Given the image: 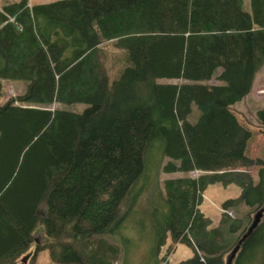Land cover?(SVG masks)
I'll return each mask as SVG.
<instances>
[{"label":"trees","instance_id":"1","mask_svg":"<svg viewBox=\"0 0 264 264\" xmlns=\"http://www.w3.org/2000/svg\"><path fill=\"white\" fill-rule=\"evenodd\" d=\"M248 6L17 0L0 7V79L25 82L0 105V264L26 256L35 264L43 250L55 264H133L142 227L144 264H166L177 243L192 251L177 264H226L264 203V161L247 155L251 132L229 109L264 64V0ZM212 77L220 83L205 82ZM53 103L86 106L73 112ZM256 118L264 134V109ZM160 171L201 176L163 181L162 205L140 214L135 185ZM211 184L240 190L222 203L215 228L198 210ZM241 207L245 223L230 216ZM229 264H264V213Z\"/></svg>","mask_w":264,"mask_h":264},{"label":"rangeland","instance_id":"2","mask_svg":"<svg viewBox=\"0 0 264 264\" xmlns=\"http://www.w3.org/2000/svg\"><path fill=\"white\" fill-rule=\"evenodd\" d=\"M17 0H0V7L4 4L11 3ZM53 0H27V5H32L35 3L49 2ZM245 9L249 10L248 0H243ZM220 71L218 68L216 74ZM157 82H180V80H168L164 78L157 79ZM208 84L214 85L220 82L212 77L208 81ZM0 105H3L9 98L23 93L25 90V82L19 80L10 79H0ZM22 106H35L30 102H16ZM28 104V105H27ZM83 103H53L50 105V109L60 108L73 112H80L85 108ZM230 111L235 115L237 121L247 128L251 132L250 139L247 142L246 153L251 158H261L264 161V134L262 133V125L256 118V111L259 109H264V64L255 73L252 85L248 93L242 97L239 101L229 106ZM197 115V109L192 106V113L188 120L193 122ZM158 160V150L153 147L149 154V163L147 172L152 174L154 172L155 164ZM168 161L167 157H163L162 163ZM201 173L196 171L188 173H164L159 172L157 178H152L145 180L143 176L138 180L135 185L134 195L140 193L137 199V209L140 214L144 213L149 207L153 205H162V198L164 197L163 192V181L170 179H195L200 177ZM252 181L256 182V169L249 171ZM240 195V190L234 185L228 184L226 186L220 184L208 185L201 195V200L198 204V210L210 220V227L215 228L218 226L220 215H221V205L226 200L237 198ZM247 210L244 207L238 209V212H230V216L240 218L243 222L245 219V213ZM253 214H250V220ZM245 223V222H244ZM138 234L133 237V246L135 252V259L133 264H144V259L147 254V244L146 232L143 227L138 228ZM141 234V235H140ZM34 238L36 244L40 243L42 239L39 237ZM171 240L167 239L165 245L160 249L157 255V259L161 261L163 258L166 248L170 246ZM31 246V245H30ZM33 246V245H32ZM29 248L28 252L33 251V247ZM192 251L190 248L182 245L175 244L171 252L165 257L166 264H177L178 262L187 260L191 258ZM225 260V259H224ZM33 260L29 262L27 260L26 264H32ZM35 264H55L53 263L46 250L40 251L38 253Z\"/></svg>","mask_w":264,"mask_h":264},{"label":"water","instance_id":"3","mask_svg":"<svg viewBox=\"0 0 264 264\" xmlns=\"http://www.w3.org/2000/svg\"><path fill=\"white\" fill-rule=\"evenodd\" d=\"M263 213H264V203L262 204L261 208L252 215L251 221H250L249 225L247 226L244 234L241 235V237L237 241L236 245L233 247V249L230 251L229 255L226 257V264H229L231 262L232 258L234 257L235 253L238 250V246H239L240 242L248 234H250V232L256 227V225L258 224L259 220L261 219ZM27 259H28V256L23 257L20 261V264H25Z\"/></svg>","mask_w":264,"mask_h":264},{"label":"crops","instance_id":"4","mask_svg":"<svg viewBox=\"0 0 264 264\" xmlns=\"http://www.w3.org/2000/svg\"><path fill=\"white\" fill-rule=\"evenodd\" d=\"M43 3H46V2H43Z\"/></svg>","mask_w":264,"mask_h":264}]
</instances>
